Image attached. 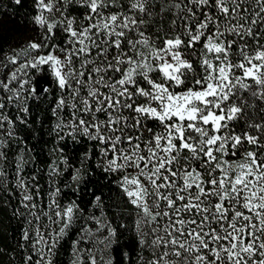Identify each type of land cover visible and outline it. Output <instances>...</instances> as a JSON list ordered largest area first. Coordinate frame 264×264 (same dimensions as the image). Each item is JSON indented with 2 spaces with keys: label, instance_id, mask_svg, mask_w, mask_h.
<instances>
[{
  "label": "snow or ice",
  "instance_id": "6c2138e0",
  "mask_svg": "<svg viewBox=\"0 0 264 264\" xmlns=\"http://www.w3.org/2000/svg\"><path fill=\"white\" fill-rule=\"evenodd\" d=\"M34 3L43 43L29 42L0 62L14 67L0 75V149L9 146L5 135L15 139L21 114L30 115L27 101L42 94L29 88L30 72L48 66L62 90L53 112L58 142H95L105 172L122 173L117 186L136 209L140 244L152 253L142 264H264V0H168L161 12L172 14V31L153 35L145 31L146 17L158 15L154 0ZM71 6L82 15L71 14ZM56 12L54 19L45 15ZM57 28L65 45L51 47ZM238 152V160L227 159ZM5 157L0 151V161ZM60 165H68L63 156L49 165L50 177ZM23 166L21 157L17 171ZM80 179L77 170L72 180ZM26 184L22 176L16 181L21 202L39 219ZM59 195L58 187L50 190L44 215L59 217L62 226L47 239L37 231L38 258L29 255L28 264H54L58 242L80 214ZM95 223L107 231L96 240L104 251L116 231L102 218ZM22 235L32 239L29 229ZM84 235L93 237L92 230ZM83 256L72 264H113L88 251Z\"/></svg>",
  "mask_w": 264,
  "mask_h": 264
},
{
  "label": "trees",
  "instance_id": "16d2710c",
  "mask_svg": "<svg viewBox=\"0 0 264 264\" xmlns=\"http://www.w3.org/2000/svg\"><path fill=\"white\" fill-rule=\"evenodd\" d=\"M154 2L156 7L153 10L158 15L146 17L150 22L146 26L145 34L171 33L172 14L161 12L168 0H163V3L160 0ZM69 11L73 15L81 16L84 10L71 6ZM35 14L34 0H20L19 3L15 0H0V62L4 56L14 53V50L29 42L43 43L38 28L33 24ZM45 15L54 19L60 13L56 12L55 16L49 13ZM49 35V46L65 45L66 37L59 28ZM37 54L46 53L41 51ZM56 55L60 56V53L56 52ZM23 59L21 57V60ZM189 59L195 63L196 57L189 56ZM13 68H4L0 63V75L7 77ZM37 76L46 80L45 86L36 91L37 94H42L27 101L30 115L21 114L25 122H17L15 139H9L5 135L4 139L9 141V146L0 149L6 152L5 159L0 161V170L4 172V176L0 177V264H28L29 255L36 260V249L32 244L36 243L37 231L40 234L50 233L52 236L62 226L59 217L44 215L49 212L50 190L55 191L57 187L60 189V204L75 202L80 214L74 217L72 225L58 242L53 256L54 264H72L77 248L81 251L83 259L84 252L88 251L99 260L97 251L104 249V244H97L96 240L107 236V231L98 230L99 226L95 223L97 218H102L104 225H110L116 231L111 246L102 251L103 256L111 258L113 264H142L140 258L147 260L152 257V253L140 244L141 237L135 226L136 209L128 203V198L117 186V180L121 178L122 173L105 172L102 164L104 158L100 156L99 146L95 142L83 137H78L76 141L66 138L58 142V137L53 131L57 122L53 112L62 90L58 88L48 66H40ZM45 88L47 92L43 93ZM8 112L13 121H18L15 107H11ZM63 115L67 116V111H64ZM147 127L155 128L156 123L149 121ZM242 127L243 123L237 131ZM144 135L147 136L148 133L145 132ZM247 147L245 145V148ZM243 150L241 149V152ZM85 153H90V157L85 158ZM240 154L238 152L236 157L229 155L227 159L238 160ZM61 156L68 161V165H60L59 175L50 177L49 165ZM21 157L24 166L23 170L18 172L17 164ZM195 166L199 167L198 164ZM77 170L81 179L74 183L72 177L77 174ZM20 176L25 178L29 193L33 195V202L36 203L34 211L39 214V219H34L29 214V209L23 207V193L16 186ZM96 197L101 198V204H95ZM25 229L30 230L32 239L29 241L23 238ZM85 229H91L93 237L85 236ZM153 238V235H149L146 239L150 242Z\"/></svg>",
  "mask_w": 264,
  "mask_h": 264
},
{
  "label": "rangeland",
  "instance_id": "374dc122",
  "mask_svg": "<svg viewBox=\"0 0 264 264\" xmlns=\"http://www.w3.org/2000/svg\"><path fill=\"white\" fill-rule=\"evenodd\" d=\"M46 2H47V0H46ZM37 55H40V54H37ZM57 56H58V55H57ZM49 68H50V67H49ZM13 70H14V68L10 71V73H11ZM50 70H51V69H50ZM10 73H9V75H10ZM28 79H29V81H30V83H29V88H30V89L35 88L36 91L42 89V88L45 86V84H46V80H45L44 78H42V77H38V76H37V69H36V70H32V71L30 72V74H29V76H28ZM41 235H44V236H45V239H47L49 236H51L50 233H48V234H41ZM40 247H45V246H44V245H40ZM100 250H101V249H100ZM100 250L97 251V255H98L99 258H100L101 256H103V252L100 251ZM77 256H79L80 259H83V258H82L81 251H79V252L76 253L75 259H77Z\"/></svg>",
  "mask_w": 264,
  "mask_h": 264
}]
</instances>
